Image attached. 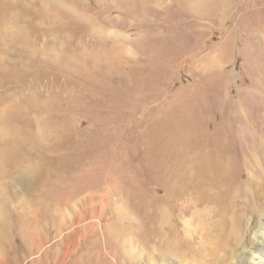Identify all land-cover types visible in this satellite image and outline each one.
I'll use <instances>...</instances> for the list:
<instances>
[{"label":"rangeland","instance_id":"rangeland-1","mask_svg":"<svg viewBox=\"0 0 264 264\" xmlns=\"http://www.w3.org/2000/svg\"><path fill=\"white\" fill-rule=\"evenodd\" d=\"M212 1L162 0L153 15L135 14L141 0H0V264L164 262L156 238L136 231V214L155 211L151 167L191 104L220 99L224 72L245 87L243 46L264 38V0L258 27L254 0L223 11ZM108 189L105 214L134 215L99 261L64 235L110 221L89 201Z\"/></svg>","mask_w":264,"mask_h":264},{"label":"bare ground","instance_id":"bare-ground-1","mask_svg":"<svg viewBox=\"0 0 264 264\" xmlns=\"http://www.w3.org/2000/svg\"><path fill=\"white\" fill-rule=\"evenodd\" d=\"M161 1L141 0V9L134 12L144 9L158 15ZM212 3L219 11L226 0ZM260 10L259 0H254L257 27ZM255 37L243 46L249 63L245 87L236 90L224 72L220 99L208 97L191 104L187 116L173 128L169 150L162 151L151 167L157 185L155 211L136 214V231L147 229L156 238L164 262L158 259L161 262L153 260V264L167 260L176 264H264V38ZM228 50L224 44L225 70ZM110 193L108 189L89 200L93 216L110 221L101 228L92 224L73 228L64 235L65 243L78 239L80 246L117 253L134 214L121 206L105 214L103 203L111 198ZM115 202L124 204L127 199L117 197ZM85 218L86 212L79 214V220ZM115 227L124 232L119 234ZM97 258L103 260L102 252Z\"/></svg>","mask_w":264,"mask_h":264}]
</instances>
